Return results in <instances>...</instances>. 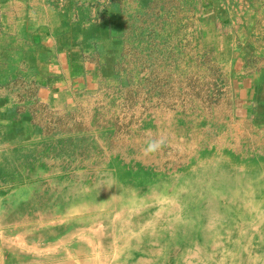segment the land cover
<instances>
[{"label": "rangeland", "instance_id": "1", "mask_svg": "<svg viewBox=\"0 0 264 264\" xmlns=\"http://www.w3.org/2000/svg\"><path fill=\"white\" fill-rule=\"evenodd\" d=\"M64 1L86 82L1 106L0 264H264V96L228 47L245 6Z\"/></svg>", "mask_w": 264, "mask_h": 264}, {"label": "crops", "instance_id": "2", "mask_svg": "<svg viewBox=\"0 0 264 264\" xmlns=\"http://www.w3.org/2000/svg\"><path fill=\"white\" fill-rule=\"evenodd\" d=\"M241 1L238 4L245 7L240 32L228 47L244 61L240 74L246 73L247 92L252 88L262 98L264 0ZM220 5L222 15L234 13L223 9L224 2ZM71 16L64 0H0V110L2 105H13L11 88L23 83L53 95L85 86L89 63L83 53L92 43L91 36L75 29Z\"/></svg>", "mask_w": 264, "mask_h": 264}, {"label": "clouds", "instance_id": "3", "mask_svg": "<svg viewBox=\"0 0 264 264\" xmlns=\"http://www.w3.org/2000/svg\"><path fill=\"white\" fill-rule=\"evenodd\" d=\"M165 138L162 136L152 137L146 141L147 146L143 149L144 155L147 156L149 154H153L161 150L165 145ZM109 185L108 187H111Z\"/></svg>", "mask_w": 264, "mask_h": 264}, {"label": "bare ground", "instance_id": "4", "mask_svg": "<svg viewBox=\"0 0 264 264\" xmlns=\"http://www.w3.org/2000/svg\"><path fill=\"white\" fill-rule=\"evenodd\" d=\"M258 107V106H257ZM258 110V109H257ZM249 158V157H248ZM263 161V160H262ZM241 162V161H240ZM245 162V161H244ZM253 163V162H252ZM240 164V163H239ZM256 165V164H255ZM239 166V165H238ZM254 169V168H253ZM250 170V169H249ZM255 170V169H254ZM181 171V170H180ZM208 171V170H207ZM231 171V170H230ZM247 171V170H246ZM251 171V170H250ZM231 172H234V171H231ZM252 172V171H251ZM249 173V172H248ZM230 174V173H229ZM195 182V181H194ZM221 183V182H220ZM225 192V191H224ZM228 193V192H227ZM204 197V196H203ZM158 198V197H157ZM155 200H156V198H155ZM199 202V201H198ZM26 203V202H25ZM21 205H23V204H21ZM252 215V214H251ZM250 217V216H249ZM248 217V218H249ZM247 218V217H246ZM28 219V218H27ZM243 219H244V217H243ZM250 219V218H249ZM33 221V220H32ZM28 224H29V221H28ZM23 225V224H22ZM30 225H28V227H29ZM27 231V230H26ZM33 233V232H32ZM25 234H27V233H25ZM228 246V245H227Z\"/></svg>", "mask_w": 264, "mask_h": 264}]
</instances>
